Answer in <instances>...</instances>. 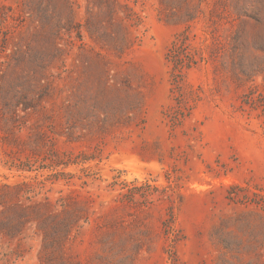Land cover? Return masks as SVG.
Returning a JSON list of instances; mask_svg holds the SVG:
<instances>
[{"label":"rangeland","instance_id":"obj_1","mask_svg":"<svg viewBox=\"0 0 264 264\" xmlns=\"http://www.w3.org/2000/svg\"><path fill=\"white\" fill-rule=\"evenodd\" d=\"M0 264H264V0H0Z\"/></svg>","mask_w":264,"mask_h":264},{"label":"trees","instance_id":"obj_2","mask_svg":"<svg viewBox=\"0 0 264 264\" xmlns=\"http://www.w3.org/2000/svg\"><path fill=\"white\" fill-rule=\"evenodd\" d=\"M238 5L236 4V7H237ZM236 7H234L235 8V10H241L242 9V7H237V9H236ZM189 37L188 36H184V35H179L178 37H177V41H175V43H174V46H173V48H171L170 50H169V53L167 54V59L169 60V62H171L173 65H174V68H176L178 65H179V63H178V58H179V53H178V51H177V48L179 49H181V51L184 53V56H185V58H186V60H187V63L186 64H189V63H192V60H191V58L189 57L190 56V53H189ZM186 51V52H185ZM182 53V54H183ZM185 62H183V64H184ZM183 66V65H182ZM66 227H65V224H63V227H62V230H66L65 229Z\"/></svg>","mask_w":264,"mask_h":264}]
</instances>
